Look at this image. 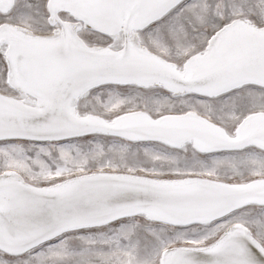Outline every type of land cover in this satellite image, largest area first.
<instances>
[{
    "label": "snow or ice",
    "instance_id": "6c2138e0",
    "mask_svg": "<svg viewBox=\"0 0 264 264\" xmlns=\"http://www.w3.org/2000/svg\"><path fill=\"white\" fill-rule=\"evenodd\" d=\"M0 264H264V0H0Z\"/></svg>",
    "mask_w": 264,
    "mask_h": 264
}]
</instances>
